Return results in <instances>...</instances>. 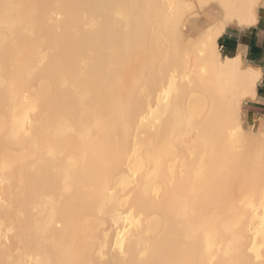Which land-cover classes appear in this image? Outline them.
<instances>
[{
  "label": "bare ground",
  "instance_id": "1",
  "mask_svg": "<svg viewBox=\"0 0 264 264\" xmlns=\"http://www.w3.org/2000/svg\"><path fill=\"white\" fill-rule=\"evenodd\" d=\"M261 2L0 0V264H264Z\"/></svg>",
  "mask_w": 264,
  "mask_h": 264
},
{
  "label": "crops",
  "instance_id": "2",
  "mask_svg": "<svg viewBox=\"0 0 264 264\" xmlns=\"http://www.w3.org/2000/svg\"><path fill=\"white\" fill-rule=\"evenodd\" d=\"M256 24L248 28H240L238 36L228 34L224 40V46L231 48L234 45L235 49L239 47L242 55L247 59V63L259 67L262 71V77L256 86L255 97L245 100V104L249 108L246 112L255 116L254 119L257 120V124L260 120V127L264 129V30H261L264 26L259 27ZM233 37L237 39L236 43L232 41ZM242 114H244L243 109Z\"/></svg>",
  "mask_w": 264,
  "mask_h": 264
},
{
  "label": "rangeland",
  "instance_id": "3",
  "mask_svg": "<svg viewBox=\"0 0 264 264\" xmlns=\"http://www.w3.org/2000/svg\"><path fill=\"white\" fill-rule=\"evenodd\" d=\"M206 10L208 11V12H210V13H212V14H216V15H219V10L216 8V6L215 5H212V6H209V7H207L206 8ZM257 14H258V22H257V24L256 25H259V27L260 26H264V2H261L260 4H259V8H258V10H257ZM199 16V17H198ZM203 18V19H202ZM197 19H198V21H197ZM196 21H197V26L199 27V28H201V29H203V28H205V27H207V25H208V17H207V15H206V12H202V13H199L198 15H197V17H195V18H193L192 19V23L195 25L196 24ZM260 23H262V24H260ZM261 27V28H262ZM185 29L187 30V31H189V33L191 34V36H196L197 35V31L193 28V27H190V25H186L185 26ZM261 30H264V27H263V29H261ZM239 33H240V29L239 28H234V27H231V29L230 28H228L227 29V31L223 34L224 35V37L222 36V38H227L228 37V34H230V35H232V36H238L239 35ZM221 38V39H222ZM234 38V43H236V38L235 37H233ZM220 39V40H221ZM223 42V41H222ZM224 43V42H223ZM223 52H224V54H227V55H231V54H233L235 51H236V49L234 48V45L230 48V47H226V46H224L223 47ZM243 60H244V63L245 64H247V59H245L244 58V56H243ZM260 92V91H259ZM262 92V91H261ZM245 100H247V99H245ZM245 100L242 102V109H243V113L244 114H242V118H243V122L244 123H247V122H253L254 121V123L256 122V126H257V128L258 129H262L261 127H260V120H258L259 122H258V124H257V120L255 121V119H254V115L252 114V115H249L246 111L247 110H249V108L247 107V104H245ZM252 111H254V110H252ZM264 130V129H263Z\"/></svg>",
  "mask_w": 264,
  "mask_h": 264
},
{
  "label": "trees",
  "instance_id": "4",
  "mask_svg": "<svg viewBox=\"0 0 264 264\" xmlns=\"http://www.w3.org/2000/svg\"><path fill=\"white\" fill-rule=\"evenodd\" d=\"M224 40H225V38H222L220 41H221V42H222V41L224 42ZM232 41L234 42V39H232Z\"/></svg>",
  "mask_w": 264,
  "mask_h": 264
}]
</instances>
